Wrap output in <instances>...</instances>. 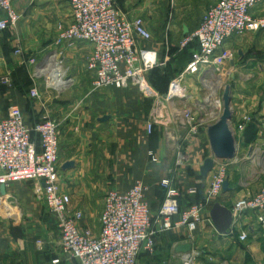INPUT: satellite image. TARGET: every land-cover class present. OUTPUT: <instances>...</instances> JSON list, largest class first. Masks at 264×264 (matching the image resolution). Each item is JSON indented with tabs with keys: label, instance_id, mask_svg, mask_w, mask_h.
<instances>
[{
	"label": "crops",
	"instance_id": "obj_1",
	"mask_svg": "<svg viewBox=\"0 0 264 264\" xmlns=\"http://www.w3.org/2000/svg\"><path fill=\"white\" fill-rule=\"evenodd\" d=\"M217 1L117 0L120 8L129 16L142 17L152 33L151 40L141 41L143 46L156 49L161 56L183 52L185 64L180 72L199 52L195 42L182 48L181 39L187 31L198 26L206 9ZM14 4L20 14L17 26L0 30V77L11 75L13 84L10 87L0 84V120L7 116L13 105L22 109L29 124L40 120L46 112L59 120L60 165L62 167L65 162L72 160L76 162L73 168L61 169L63 188L71 196L72 208L83 211L81 228L87 229L83 223L86 215L91 214L93 202L100 201L102 213L104 199L99 198L101 194L110 189L126 191L137 180L146 185L144 198L156 215L165 198L161 181L168 177L171 170L174 171L173 184L180 204L186 206L198 201L200 194H190L188 190L192 186L203 189L211 181L212 172L205 178L201 174V168L204 161L212 156L208 127L219 119L221 113L212 122L202 119L199 132L191 134L182 117L174 114L178 107L169 113L165 101L158 105L155 99L145 97L134 85L126 89H93L95 95L91 98L90 108L83 112L78 110L82 98L76 89L83 88L85 81L78 79L79 74L82 67L88 68L87 59L93 52V45L85 41L63 45V53L75 75L69 89L60 91L49 87L51 91L44 92L43 101L32 102L29 90L33 83L26 71L24 58L52 50L51 46L55 48L53 41L58 35V28L71 23L73 12L68 0H14ZM192 8L200 10L193 15ZM252 13L264 17V0L252 9ZM4 15L0 9V19ZM19 47L24 56L16 53ZM225 49L232 53V59L218 69L224 83L219 86L211 85L210 97L215 108H221L216 103L217 95L221 87L224 86L225 91L229 85L233 111L230 123L232 131L234 132L237 121L248 114L258 129L257 135L247 143L246 137L251 136L246 134L248 127L242 132L234 133L245 151L244 156L230 160L233 163L229 169L230 189L224 190L202 211V221L192 233L193 238H190V230L185 225L159 233L154 252L141 250L137 264H183L184 255L190 252L199 255L196 258L197 264H224L227 258L231 264L264 263V237L254 214L248 213L239 224L233 225L235 235L220 234L211 218L215 202L231 209L236 200L254 195L264 186V160L259 159L252 162L254 172H249L246 181L243 183L241 178L236 182L238 172L251 162L246 156L252 155L255 149L264 154V29L249 30L229 38ZM206 70L202 69L200 72L204 73ZM213 89H216L215 92ZM195 98L191 92V99L197 100ZM104 116H109V119L100 121ZM159 118L165 120L167 131L159 126ZM150 121L155 122L152 134H148L146 129V124ZM182 137L183 143L180 142ZM180 147L186 153L187 160L177 165ZM150 150L157 156L156 161L150 159ZM236 185L241 188L236 190ZM9 190L19 197L27 217L17 222L0 220V264H52L55 257L50 260L44 254L50 244L39 240L38 246L36 245V228L42 225H34L28 219V216L36 217L41 212L34 190H27L19 182L11 184ZM91 221L92 219L90 224ZM245 229L250 236L248 240L241 241L238 236ZM42 230L48 231V224L42 226ZM232 242H238L244 247L229 249ZM186 244H190L188 249L183 248ZM225 255L228 257L225 258ZM60 264L79 262L70 260Z\"/></svg>",
	"mask_w": 264,
	"mask_h": 264
},
{
	"label": "built area",
	"instance_id": "obj_2",
	"mask_svg": "<svg viewBox=\"0 0 264 264\" xmlns=\"http://www.w3.org/2000/svg\"><path fill=\"white\" fill-rule=\"evenodd\" d=\"M261 1L218 0L207 8L198 26L187 31L180 41L182 48L195 42L199 52L171 81L165 95L160 94L149 81L150 73L161 65V55L156 49L141 44V41L151 40L152 33L142 17L129 16L120 8L117 0H68L73 18L69 25L59 26L54 40L55 50H52L55 52L49 55L47 66L38 67L39 61L33 55L25 57L24 63L29 68L34 66L33 77L43 74L40 69L44 68H48L44 72L48 74L50 66L56 64L54 68L58 69V73L53 74V68L46 75L49 85L60 91L68 89L74 77L69 73V67L65 66L68 62L59 47L85 41L93 45V52L87 59V66L93 73V89L128 88L134 85L159 104L178 98L188 100L191 94L187 93V86L183 82L186 74L222 68L232 59V53L225 49L229 38L249 30L264 29V17L252 13V9ZM0 9L5 14L0 19V30L16 27L20 14L14 0H0ZM16 53L24 56L20 47ZM0 84L12 86L11 75L0 77ZM39 95L40 91L34 85L30 97ZM217 100L221 107L222 100L218 97ZM174 114L182 117L189 133L199 132L203 121L194 108L183 105L180 111L175 109ZM252 121L250 115H244L237 121L234 133L244 131ZM154 126L153 121L146 124L148 134H152ZM60 143L61 124L50 112L29 124L22 109L13 105L7 116L0 120V220L16 222L24 216L21 202L9 187L13 183L32 181L35 195L43 200L58 221V255L52 264L70 260H77L79 264H137L141 250L154 252L159 233L185 225L190 230V238H193L192 233L202 221V211L222 194L225 182L230 179L231 161H216L211 181L203 188L204 199L182 206L173 184L174 171L171 170L168 177L161 181L165 198L156 215L144 198L146 185L143 181H135L126 191L110 189L105 194L99 233L94 234L90 229L81 228L83 211L72 208L71 196L63 188ZM149 156L153 161L158 159L152 150ZM186 160V153L180 147L176 164L181 165ZM2 186L6 188L5 193H2ZM201 189L192 186L188 191L198 196ZM231 211L233 222L230 234L235 235L233 225L252 213L264 237V187L254 195L238 199ZM249 236V231L245 229L238 237L246 241ZM197 256L196 252L184 255L183 264H197Z\"/></svg>",
	"mask_w": 264,
	"mask_h": 264
},
{
	"label": "rangeland",
	"instance_id": "obj_3",
	"mask_svg": "<svg viewBox=\"0 0 264 264\" xmlns=\"http://www.w3.org/2000/svg\"><path fill=\"white\" fill-rule=\"evenodd\" d=\"M174 9H176V6L174 7ZM199 10H200V8H192L191 14L195 15ZM53 43H54V41H53ZM51 48H52V50H55V48H53V46H51ZM59 48L62 51L64 50L63 47H59ZM52 50L51 49L46 50L42 54L33 55L39 61L38 67L47 65V63L50 60L49 55L51 53L55 52ZM173 53H175V54H172V52H171L170 54H165V55L161 56V58H162L161 59V65L158 68H156L154 71H152L149 75L150 83L162 95H165L167 93L168 87H169L171 81L173 79H175V77L179 76V74L181 73L180 70L183 69L184 64H185V56L183 55V52H180V53L179 52H177V53L173 52ZM40 64H43V65L40 66ZM66 65L69 67V73L72 74V76H74V78H75V75H73V71H72L70 62H68V64L65 63V66ZM29 67L30 66H28L26 68V71L31 76L33 86L35 85L40 91V95L38 97H30L31 101L32 102H37V101H41V100L43 101L44 92L45 91L46 92L51 91V89L49 88L51 86L49 85V81H48V78L46 76L49 73H51V70L48 71V74L46 72V73L41 74L40 76L33 77L32 73H34L35 68H34V66H32V68H29ZM201 72L197 73V74L188 73V74H186V76L183 80V82L187 86V93L191 94V92H193L195 97L197 98V100H194V99L192 100L191 98L188 100H187V98L186 99H179L178 98V99H172V100L165 101V104L168 106V112L169 113H171L172 110H174L176 107H178L177 109L180 111V109L183 107V105H188V106L194 108V111H196L197 116L200 118V120L204 119L205 122L206 121L212 122V121H214V119L216 120L218 118V115L220 113L222 114V112H223V99L222 98H223V93H224V86L221 87V89L219 90V94L217 95V97L222 100L221 108H215L216 105H215V103H213L212 97H210L211 93H209V88L211 85L219 86L220 84L224 83L222 81V78H221L222 76L220 74V71L217 69H209V70L207 69L206 71H203L204 73H201ZM80 78L82 80H85V81H83V86H82L83 88L80 87V88H77L76 90H79V97L82 98L81 103H80V107L78 108V110H82V112H83V110L90 108L91 98L95 95V92L93 91V88L91 86L93 73L89 70V68L83 69V67H82V71L80 72L78 79H80ZM204 85H206V86H204ZM106 88H108V87H106ZM109 89H126V88L109 87ZM65 90H67V89H65ZM65 90H62V91H65ZM215 90L216 89H213V92H215ZM29 95H30V90H29ZM145 97H147L149 99H153L152 97H148V96H145ZM204 98L206 100H204ZM216 103L218 104L219 100H217ZM158 105H162V103H160V104L158 103ZM156 106H155V109L157 108ZM158 110H159V108H158ZM158 120H159V126L162 129L166 130L165 120L162 118H159ZM102 122H105V121H102ZM183 141L184 140L182 137L180 139V142L183 143ZM237 150H238L237 151V157H238V159H240L242 156H244L243 154L245 151H244V149L242 150V147L239 145V143H237ZM258 150L259 149H257V150L255 149V150H253L252 155L246 156V158H249V160H251V162L247 163V165H244V167H242V170H240V172H238V174L236 175L237 176L236 182H238L242 178L241 181H243V183H244L246 181V178L250 174L249 172H252V170L254 172L252 162L258 161V159L260 161L264 160V154L261 153L263 151H260V150L258 151ZM232 165H233V163H230L229 169ZM231 170H233V167ZM19 183L24 184L27 190L33 191V182L32 181H24V182H19ZM236 186H237L236 190H239L241 188L238 185H236ZM106 193L101 194V196H99V198L105 199ZM34 196H35L36 201L38 200V202H40L39 207L41 209V212L38 213V215L36 217H29L28 216V219L30 221H32L34 223V225H42L45 227V225L48 224V231H45V230L43 231L42 226H39L38 228H36L35 241H36L37 246H38L39 240H42V241L44 240L50 244V247L48 248V250L45 253L44 252L43 253L47 257H49V259L51 260L52 258L57 257V255H58L57 245H58V241H59V237H60L58 221H57L56 216H54L48 210V208L45 206L44 202H42L40 200V198L37 197L35 194H34ZM17 198L20 201L18 196H17ZM99 206H100V201L99 202L96 201V203H94V202L92 203L91 214L86 215L85 220H84L85 223H83V226L86 227L87 229L92 230V232L94 234H98L99 229H100L99 228L100 227L99 218H100L101 210H100ZM38 216L41 218H39ZM26 217H27V213L25 212L24 216L21 219H24ZM21 219H19V220H21ZM90 219H92V221H91L92 225L90 224ZM237 246L238 247H242V246L244 247V245H242L238 242H236V243L232 242L229 246V249H231L233 247H237ZM227 257L228 256L225 255V258H227ZM228 259L229 258H227V260H225L224 262L226 264H231L229 262L230 260H228Z\"/></svg>",
	"mask_w": 264,
	"mask_h": 264
},
{
	"label": "water",
	"instance_id": "obj_4",
	"mask_svg": "<svg viewBox=\"0 0 264 264\" xmlns=\"http://www.w3.org/2000/svg\"><path fill=\"white\" fill-rule=\"evenodd\" d=\"M43 64H40V66ZM42 67V66H41ZM223 112L219 119L208 127V137L211 144L212 156L208 157L201 168L203 177L213 171L216 161L227 160L230 161L237 157V139L231 129L230 123L233 118V111L231 107V90L227 85L223 93ZM109 116L100 118L101 121H107ZM76 166L74 160L65 162L61 169L67 170ZM230 189L229 180L224 184V190ZM2 193L6 192L5 186L1 187ZM200 198L204 199V190H200ZM212 221L220 234H229L233 222L232 211L230 208L220 202H215L211 209ZM190 244H186L183 248L188 249Z\"/></svg>",
	"mask_w": 264,
	"mask_h": 264
},
{
	"label": "trees",
	"instance_id": "obj_5",
	"mask_svg": "<svg viewBox=\"0 0 264 264\" xmlns=\"http://www.w3.org/2000/svg\"><path fill=\"white\" fill-rule=\"evenodd\" d=\"M247 127H246L247 128L246 134H251V136L250 137H246V142L250 143L251 141H253L255 139L258 129L256 128L255 124H253L252 122H250L247 125Z\"/></svg>",
	"mask_w": 264,
	"mask_h": 264
},
{
	"label": "bare ground",
	"instance_id": "obj_6",
	"mask_svg": "<svg viewBox=\"0 0 264 264\" xmlns=\"http://www.w3.org/2000/svg\"><path fill=\"white\" fill-rule=\"evenodd\" d=\"M51 63V62H50ZM52 64V63H51ZM50 64V65H51ZM47 66V65H46ZM56 66V64H54V66H50V70H52L54 67ZM46 69H48V68H44V69H40V71H42V73H44L45 71H46ZM44 70V71H43ZM55 70V71H54ZM54 70H53V74H57L58 73V69H55L54 68Z\"/></svg>",
	"mask_w": 264,
	"mask_h": 264
}]
</instances>
